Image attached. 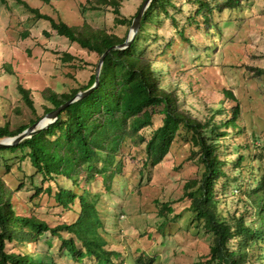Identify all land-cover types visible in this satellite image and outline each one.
Returning <instances> with one entry per match:
<instances>
[{
	"label": "trees",
	"instance_id": "obj_1",
	"mask_svg": "<svg viewBox=\"0 0 264 264\" xmlns=\"http://www.w3.org/2000/svg\"><path fill=\"white\" fill-rule=\"evenodd\" d=\"M16 1L38 18L46 19L56 34L81 48L98 56L106 49L110 50L100 67L95 88L70 102L46 127L14 145L0 147V150L9 151L27 148L24 156L28 157L41 180L56 183L55 201L66 210H72L71 203L78 202L77 215L72 222L50 228L46 221L34 214L16 212L12 201L15 192L0 175V264H59L56 256L71 258L76 263L90 259L94 264H119L116 260L121 253L105 248L107 241L100 233L104 230V223L98 209L99 193L90 191L89 187L100 176L105 191H111L115 176L122 172L124 156L121 148L126 138L138 137L137 144H143L142 166L146 168L161 162L181 126L192 131L203 169L199 178L185 181L182 197L189 200V205L182 211L191 212L211 235L207 259L191 264H264V172L253 173L254 169L261 168L260 165L255 168L253 164L256 158L260 159L261 151L252 154L249 146L236 145L232 150L237 154L235 157L226 153V136L232 138L241 131L236 122L239 112L236 97L231 90L223 88L220 105L210 109L209 115L203 119L193 116L180 107L179 93L165 84L161 67L154 69L151 57L146 54L149 44L161 36L151 30L154 25L160 28L166 19L181 38L190 42L194 34L187 35L186 27L194 26L199 30L203 25L209 29L214 10L238 8L240 0H223L214 5L210 0H182L180 3L150 0L141 15L135 36L124 48L112 46L123 43L126 33L118 36L87 23L68 25L39 13L37 8L29 7L23 0ZM89 3L91 9L111 7L115 23L127 26L131 25L140 9L132 18H126L120 12L121 0H91ZM171 40L169 36L166 50ZM145 42L147 45L144 48L142 45ZM63 57L71 58L68 54ZM94 80L95 72L91 73L85 85L69 92L55 93L45 89L43 98L51 107L44 106L43 113L57 108L77 92L85 91ZM17 90L24 104L36 114L30 90L21 85H17ZM155 114L161 116V124L146 138L139 131L151 124ZM41 117L36 115L27 124L15 129H10L8 123L0 125V140L17 135ZM239 146L249 148L246 157L243 152H237ZM245 158L248 161L244 164ZM245 169L249 174L248 181L244 178ZM60 177L75 189L81 188V192L58 185ZM46 190L50 192L51 186L48 185ZM233 199L239 205L231 211ZM220 204L222 207H219ZM155 205L162 218V229L182 213H173L170 202L156 201ZM59 230H65L72 237L62 238ZM46 231H50L49 237L56 236L61 240L58 250H64L63 253L56 255L51 241L47 239L45 248L39 246ZM8 243L9 249L6 248ZM23 243L26 251L13 250ZM154 259L152 254L141 253L128 264H153Z\"/></svg>",
	"mask_w": 264,
	"mask_h": 264
},
{
	"label": "rangeland",
	"instance_id": "obj_2",
	"mask_svg": "<svg viewBox=\"0 0 264 264\" xmlns=\"http://www.w3.org/2000/svg\"><path fill=\"white\" fill-rule=\"evenodd\" d=\"M23 1L55 21L73 26L87 23L108 33L130 36V26L115 23L111 7L91 9V0ZM221 1L210 0V3L214 5ZM143 2L121 0V15L132 18ZM212 19L209 29L203 25L199 30L194 26L186 27L187 35L194 34L190 42L181 38L165 19L160 28L155 25L151 28L161 36L149 44L146 54L151 57L154 69L161 67L165 84L179 93L180 107L193 116L203 119L210 109L220 105L223 88L233 92L239 109L236 122L241 131L232 138L226 136V153L235 157L237 154L232 150L236 145L249 146L252 154L261 151L260 159L253 162L255 168L261 167L253 171L258 175L264 172V0H240L238 8L214 10ZM169 36L172 40L166 50ZM146 45L147 42L142 46L145 48ZM66 54L71 58L64 59ZM99 57L56 34L46 19L38 18L23 4L16 0H0V125L8 123L10 129H15L36 115L43 117L44 106L51 107L43 98V91L50 89L63 93L85 85L95 72ZM17 85L30 90L36 114L24 104ZM160 124L161 116L155 114L151 124L139 133L148 138ZM192 135L190 129L181 126L161 162L146 168L142 166L143 144H137L138 137H128L121 148L124 156L122 172L115 176L111 191H105L100 176L91 183L90 191L99 193L98 209L104 223L100 233L107 241L105 248L121 253L116 260L119 264H128L141 253L152 254L155 257L153 264H191L207 259L211 235L191 212L182 211L189 205V200L182 197L185 181L199 178L203 170ZM27 150H0V175L15 192L12 201L16 212L34 214L50 228L72 222L77 215V200L71 203L72 210L63 209L53 196L56 183L41 180L28 157L24 156ZM238 151L246 157L249 148L239 146ZM247 161L245 158L243 163ZM246 170L244 178L248 181ZM58 183L81 192V188L75 189L62 177ZM48 185L50 192L46 190ZM231 190L238 194L235 189ZM156 201L170 202L173 213L182 211L163 229L160 228L162 218L157 213ZM237 205L239 203L233 199L230 210ZM58 232L64 239L72 237L65 230ZM50 234L46 231L39 246L45 248V240H50L52 250L60 255L64 252L58 250L61 240L56 236L49 237ZM9 246L8 243L6 248ZM19 249L26 251L25 243L13 248L14 251ZM56 258L59 264H94L90 259L76 263L64 256Z\"/></svg>",
	"mask_w": 264,
	"mask_h": 264
},
{
	"label": "water",
	"instance_id": "obj_3",
	"mask_svg": "<svg viewBox=\"0 0 264 264\" xmlns=\"http://www.w3.org/2000/svg\"><path fill=\"white\" fill-rule=\"evenodd\" d=\"M149 2H150V0H144L143 4L141 5V7H140V9L138 11V13L132 19V22H131V25H130V36H128L123 43H121L119 45L112 46L113 48H124V47L129 45V43L132 41V39L135 36V33H136L137 29H138L139 20L141 18V15H142L143 11L145 10V8H146V6H147V4ZM109 50H110V48L106 49L100 55L99 60L97 62L96 70H95L94 83L88 89H86L85 91H82V92H77L71 99H69L66 102L62 103L57 108L47 112L41 119H39L37 122H35V123L31 124L30 126H28L23 131L18 133L17 135L0 140V147L8 146V145H14V144L18 143L19 141H21L23 138L29 137L30 135H32L33 133L37 132L41 128L46 127L47 124L53 122L56 119L58 112L60 110H62L64 107H66L70 102H72V101H74V100L86 95L93 88H95V86L97 85V82H98V76H99V72H100V67H101L102 62L104 60V57L106 56V54L108 53ZM43 119H46V121H45L46 123L45 124L41 123V121Z\"/></svg>",
	"mask_w": 264,
	"mask_h": 264
},
{
	"label": "bare ground",
	"instance_id": "obj_4",
	"mask_svg": "<svg viewBox=\"0 0 264 264\" xmlns=\"http://www.w3.org/2000/svg\"><path fill=\"white\" fill-rule=\"evenodd\" d=\"M46 121V119H43L42 121H41V123H44Z\"/></svg>",
	"mask_w": 264,
	"mask_h": 264
}]
</instances>
